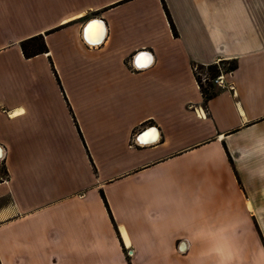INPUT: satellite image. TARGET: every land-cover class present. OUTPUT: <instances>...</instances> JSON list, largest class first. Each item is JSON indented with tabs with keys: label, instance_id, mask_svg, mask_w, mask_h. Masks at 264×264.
<instances>
[{
	"label": "crops",
	"instance_id": "obj_1",
	"mask_svg": "<svg viewBox=\"0 0 264 264\" xmlns=\"http://www.w3.org/2000/svg\"><path fill=\"white\" fill-rule=\"evenodd\" d=\"M1 153L0 264H264V0H0Z\"/></svg>",
	"mask_w": 264,
	"mask_h": 264
},
{
	"label": "trees",
	"instance_id": "obj_2",
	"mask_svg": "<svg viewBox=\"0 0 264 264\" xmlns=\"http://www.w3.org/2000/svg\"><path fill=\"white\" fill-rule=\"evenodd\" d=\"M171 27H172L173 32L175 33V30H174L172 23H171ZM20 48H21L22 53H23L25 58H31V57H34L36 55L44 54V53L48 52L42 35L34 36V37H31L27 40L22 41L20 43ZM231 63H232V67L228 70V73L231 72L232 70H234L236 67L235 62H231ZM201 68H203V67H201ZM207 69L210 71H213V77H218L220 74V70H219V67L217 65L208 66ZM196 80L199 84L200 90H201L205 100H208L215 95L216 92H215L214 87L212 85H209V87H210V89H212L214 91L208 92L202 87V85H200L197 77H196Z\"/></svg>",
	"mask_w": 264,
	"mask_h": 264
},
{
	"label": "rangeland",
	"instance_id": "obj_3",
	"mask_svg": "<svg viewBox=\"0 0 264 264\" xmlns=\"http://www.w3.org/2000/svg\"><path fill=\"white\" fill-rule=\"evenodd\" d=\"M218 67H219V70H220V74H219V76L220 75H222V74H225V73H228V70L232 67V63L231 62H223V63H220V65H218ZM194 70H195V72H196V77H197V79H198V81H199V83H200V85H202V87L206 90V91H208V92H213L214 90H216V85H217V83H215V79L217 78V77H213V71H210V70H208L207 69V67H203V68H201V67H196V68H194ZM218 76V77H219ZM209 85H212L213 87H214V90H212V89H210V87H209ZM261 233V232H260ZM261 244L264 246V242H263V240L261 241ZM252 250H255V256L257 257L258 255L256 254V251H258V250H260V248H258L257 246H256V248L254 249H252ZM252 251H250V253H251ZM125 253H126V255L127 256H129V254H128V250H126L125 251ZM251 255V254H250ZM240 256V255H239ZM252 258V255L251 256H249V259H248V263H247V261H245V262H242L241 261V264H251V259ZM239 260V259H238ZM236 264V263H235Z\"/></svg>",
	"mask_w": 264,
	"mask_h": 264
},
{
	"label": "built area",
	"instance_id": "obj_4",
	"mask_svg": "<svg viewBox=\"0 0 264 264\" xmlns=\"http://www.w3.org/2000/svg\"><path fill=\"white\" fill-rule=\"evenodd\" d=\"M142 56L141 55H139L138 56V59H140ZM137 59V60H138ZM221 77L219 76V77H217L214 81H215V83H217V84H219V83H221V79H220ZM132 144H133V142H132ZM3 163V154L1 153V156H0V165ZM6 180H7V174H6V172H1L0 171V183H4V182H6ZM128 252L129 253H131V250H128Z\"/></svg>",
	"mask_w": 264,
	"mask_h": 264
},
{
	"label": "bare ground",
	"instance_id": "obj_5",
	"mask_svg": "<svg viewBox=\"0 0 264 264\" xmlns=\"http://www.w3.org/2000/svg\"><path fill=\"white\" fill-rule=\"evenodd\" d=\"M89 30H90V29H89ZM103 34H104V33H103V30H102V35H101L100 37H97V36L91 34V32H90V33L87 34V37H88V40H89L91 43L96 44V43H99V42L102 41V39H103ZM96 35H97V34H96ZM0 156H1V154H0Z\"/></svg>",
	"mask_w": 264,
	"mask_h": 264
},
{
	"label": "snow or ice",
	"instance_id": "obj_6",
	"mask_svg": "<svg viewBox=\"0 0 264 264\" xmlns=\"http://www.w3.org/2000/svg\"><path fill=\"white\" fill-rule=\"evenodd\" d=\"M98 27H100L99 25H92V26H90V31L92 30V29H94V28H98ZM147 58L146 57H141V60H146ZM21 111H23L22 109H21Z\"/></svg>",
	"mask_w": 264,
	"mask_h": 264
}]
</instances>
